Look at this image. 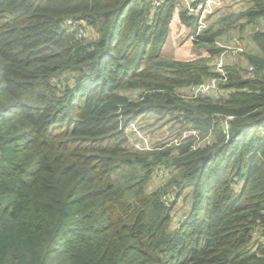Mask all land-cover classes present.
Returning <instances> with one entry per match:
<instances>
[{"label": "trees", "instance_id": "16d2710c", "mask_svg": "<svg viewBox=\"0 0 264 264\" xmlns=\"http://www.w3.org/2000/svg\"><path fill=\"white\" fill-rule=\"evenodd\" d=\"M150 1L0 0V264H264V29L214 70L217 38L264 0L198 33L180 10L195 60L162 55L175 0ZM145 115L178 144L130 146Z\"/></svg>", "mask_w": 264, "mask_h": 264}, {"label": "rangeland", "instance_id": "374dc122", "mask_svg": "<svg viewBox=\"0 0 264 264\" xmlns=\"http://www.w3.org/2000/svg\"><path fill=\"white\" fill-rule=\"evenodd\" d=\"M158 1L159 0H151L150 2L155 8L152 2L157 3ZM211 1L212 3L209 8L210 11L205 12L204 17L200 20L201 26L198 27L199 31L204 30L210 23L218 20L221 16L228 13H236L248 3L247 0ZM180 10H183L181 0H175L174 9L169 21V30L162 48V55L179 60H195L201 56H207L203 48H196L192 44V38L188 35L187 25L179 18ZM192 16L196 19L197 24L199 22V15L197 17L195 15ZM224 25L225 24H223L222 27ZM236 25V22L232 23L226 28V30H224L222 35L217 38L216 45L223 48L222 52L218 55L219 58H222V64H227L229 62L232 63L234 60L244 63L246 58L243 55V52H246L248 49L252 53L255 51L254 44L248 33L253 29L252 24H247L240 28L235 27ZM76 28L80 35L93 32L92 29H88L86 26H76ZM218 28V25H214L212 31H215ZM238 44L243 46V51L237 49ZM217 62L218 60L216 63ZM211 92L213 93V91ZM177 127L178 125L174 124L172 121L166 123H162L160 120L155 121L151 115L136 118L131 124H129V127L126 128L129 145L136 149L144 148V150L147 149L149 151L156 149V145L160 146L162 143H164L163 147L176 145L174 135ZM156 174L158 175L148 183L150 188L154 187L158 179L162 177V171L159 170ZM190 190L191 187H188L183 191L181 199L176 203L172 210V220L174 225H176L178 221L184 218L188 213L187 204L189 199H185V194H188Z\"/></svg>", "mask_w": 264, "mask_h": 264}, {"label": "built area", "instance_id": "2783aa9c", "mask_svg": "<svg viewBox=\"0 0 264 264\" xmlns=\"http://www.w3.org/2000/svg\"><path fill=\"white\" fill-rule=\"evenodd\" d=\"M160 2L161 1L159 0L157 3L152 2V4L156 7L157 5L160 4ZM211 3H212L211 0H181L182 7L186 11L187 14L195 15L196 17L199 15V22L197 23V30L195 31L196 33H198L199 31L198 27L201 26L200 20L201 18L204 17V13L210 11L209 8H210ZM251 24L253 27V30H252L253 32L264 29V20H256L255 22ZM66 25L68 29H74L76 27L75 23L72 22L71 20H67ZM191 37H193V35ZM237 49L240 51H243V46L238 44ZM217 60L218 62L216 63ZM216 61L214 64V70L218 72L220 76H224L225 71H224V64L221 63L222 58L218 57ZM218 81H219V77L214 76V77L209 78L207 81L201 84L190 86L188 88V91L185 93L187 94L186 97L205 95V94L212 93L211 91L216 92L218 88ZM175 143L178 144L176 140H175ZM139 149H144V148H139Z\"/></svg>", "mask_w": 264, "mask_h": 264}, {"label": "water", "instance_id": "95a60500", "mask_svg": "<svg viewBox=\"0 0 264 264\" xmlns=\"http://www.w3.org/2000/svg\"><path fill=\"white\" fill-rule=\"evenodd\" d=\"M210 157H212V154H207L206 156H203V158H202V163H205V161L207 160V159H209Z\"/></svg>", "mask_w": 264, "mask_h": 264}, {"label": "crops", "instance_id": "0c3cea01", "mask_svg": "<svg viewBox=\"0 0 264 264\" xmlns=\"http://www.w3.org/2000/svg\"><path fill=\"white\" fill-rule=\"evenodd\" d=\"M258 20H264V17H261V18H259ZM252 30H253V29H252ZM252 30L248 32V33H249V37H250V39H251V34H252V32H253ZM242 32H243V31H242ZM242 32H241V33H242ZM241 36H243V35H241Z\"/></svg>", "mask_w": 264, "mask_h": 264}]
</instances>
